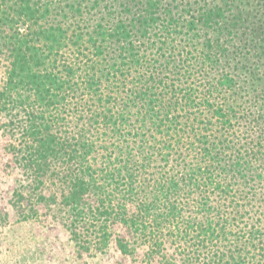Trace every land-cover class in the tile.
I'll return each instance as SVG.
<instances>
[{
	"label": "trees",
	"instance_id": "obj_1",
	"mask_svg": "<svg viewBox=\"0 0 264 264\" xmlns=\"http://www.w3.org/2000/svg\"><path fill=\"white\" fill-rule=\"evenodd\" d=\"M0 130L77 256L264 264V0H0Z\"/></svg>",
	"mask_w": 264,
	"mask_h": 264
},
{
	"label": "rangeland",
	"instance_id": "obj_2",
	"mask_svg": "<svg viewBox=\"0 0 264 264\" xmlns=\"http://www.w3.org/2000/svg\"><path fill=\"white\" fill-rule=\"evenodd\" d=\"M0 132H2L0 130ZM4 136L0 133V143ZM1 208V206H0ZM0 212V264H110L62 244L61 227L47 228V224L15 223ZM59 230V231H58Z\"/></svg>",
	"mask_w": 264,
	"mask_h": 264
}]
</instances>
